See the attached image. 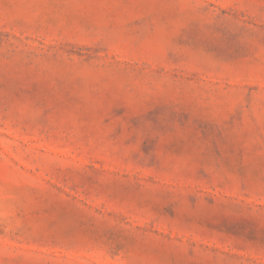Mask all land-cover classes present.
Returning a JSON list of instances; mask_svg holds the SVG:
<instances>
[{
  "label": "rangeland",
  "instance_id": "1",
  "mask_svg": "<svg viewBox=\"0 0 264 264\" xmlns=\"http://www.w3.org/2000/svg\"><path fill=\"white\" fill-rule=\"evenodd\" d=\"M0 264H264V0H0Z\"/></svg>",
  "mask_w": 264,
  "mask_h": 264
}]
</instances>
